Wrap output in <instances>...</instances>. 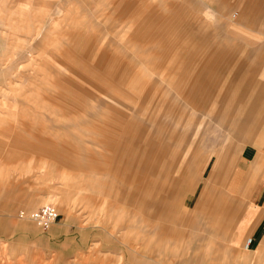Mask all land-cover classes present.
Segmentation results:
<instances>
[{
  "label": "rangeland",
  "instance_id": "rangeland-1",
  "mask_svg": "<svg viewBox=\"0 0 264 264\" xmlns=\"http://www.w3.org/2000/svg\"><path fill=\"white\" fill-rule=\"evenodd\" d=\"M251 3L0 0V264H264L230 180L262 175L242 160L264 147ZM209 66L245 67L198 86ZM47 205L44 229L27 216Z\"/></svg>",
  "mask_w": 264,
  "mask_h": 264
},
{
  "label": "crops",
  "instance_id": "crops-1",
  "mask_svg": "<svg viewBox=\"0 0 264 264\" xmlns=\"http://www.w3.org/2000/svg\"><path fill=\"white\" fill-rule=\"evenodd\" d=\"M249 13H250V16L253 17V19H256V20L263 19L264 18L263 1L262 0H252L251 5L249 6ZM255 22L256 21L253 20V23ZM220 54H223V53H220ZM231 56H233V53L231 54ZM244 67L245 66H209L207 68L211 69L210 77L212 81L210 83L206 82L205 85L199 84L198 86H201V87L202 86L204 87L221 86L220 82L218 81V79H221V80H225V82H222L224 83L222 86L227 87V83L229 79L232 78L231 76L237 75L238 73H240L244 69ZM203 69L205 70V67H203ZM205 75L201 71L200 77L207 78ZM215 78H216V82L218 81V83L213 82ZM214 93L215 91H211V95ZM223 94L226 96V98L222 100L227 102L228 97L226 93H223ZM240 99H242L241 100L242 102L246 99L244 93ZM257 101L258 103L252 108V110H254V112L258 114L257 121L260 123L262 121V118H261L262 114H264V95L259 94ZM245 117L243 114L241 121L239 123L240 128L238 129V132L242 133L247 129L246 124L249 119V115H247L248 118H245ZM216 160L217 158L214 155V157L210 159V162L207 164L206 168L204 169L202 173L203 177H204V173L206 169L209 167L210 163L213 161V165L211 168V173H212ZM242 160L244 162H250V163L252 162V163L257 164L258 168H261L262 170V175L260 176V178H257L256 173L244 174L243 171L238 169V170H235V174L232 175V178L230 179L235 185V190L240 189L242 191L244 201L242 203L243 206H242L241 215L244 211V206L246 204L245 199L246 198L249 199L248 196H250L249 207L246 210V212L243 213V217L241 216L242 218L240 217V220H239V222L241 221L240 225H241L242 231L240 235H238V237L241 239H245L247 237H250L251 239H253V243H252V246L254 249L253 252L260 255V257H264V147L260 146L257 148L251 145L245 147V149L242 152ZM226 180H227L226 176L224 175V180L222 182L226 183ZM219 194L220 193L216 194L215 197H212L211 199L213 200H216V198L218 199L216 202V206L215 204L213 206L216 209H218V218L221 219V217L224 216V214L228 211L230 207L237 204V200L230 196H226L225 198L223 197L224 198L223 201L225 199L226 200L230 199L232 201L234 200V202L228 203V208L225 210V212L222 215H219V207L220 205H223L224 203V202L222 203L220 202V200L222 199V196ZM240 201H242V199ZM212 228H215V227H212ZM244 248L246 249V244Z\"/></svg>",
  "mask_w": 264,
  "mask_h": 264
},
{
  "label": "built area",
  "instance_id": "built-area-1",
  "mask_svg": "<svg viewBox=\"0 0 264 264\" xmlns=\"http://www.w3.org/2000/svg\"><path fill=\"white\" fill-rule=\"evenodd\" d=\"M21 217H26L24 212L21 213ZM27 218L40 227L48 229L51 225L55 224L59 220V214L52 205H47L27 216ZM252 243L253 239L250 238L246 243L247 250L250 249Z\"/></svg>",
  "mask_w": 264,
  "mask_h": 264
},
{
  "label": "bare ground",
  "instance_id": "bare-ground-1",
  "mask_svg": "<svg viewBox=\"0 0 264 264\" xmlns=\"http://www.w3.org/2000/svg\"><path fill=\"white\" fill-rule=\"evenodd\" d=\"M230 166V165H229ZM246 191H247V189H246ZM212 225V224H211Z\"/></svg>",
  "mask_w": 264,
  "mask_h": 264
}]
</instances>
